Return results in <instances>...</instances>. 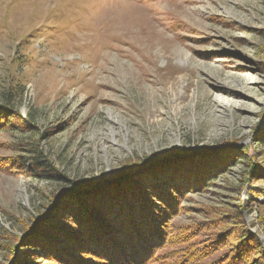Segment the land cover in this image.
Returning <instances> with one entry per match:
<instances>
[{
    "label": "rangeland",
    "instance_id": "1",
    "mask_svg": "<svg viewBox=\"0 0 264 264\" xmlns=\"http://www.w3.org/2000/svg\"><path fill=\"white\" fill-rule=\"evenodd\" d=\"M5 96L35 127L17 118L0 125V264H59L40 246L62 242L48 223L84 237L99 221L72 214L79 198L46 215L37 241L10 249L70 181L108 179L129 160L172 148L211 154L131 180L185 190L147 264L229 261L241 226L264 244V0H0ZM252 156L263 165L253 178ZM128 186L84 200L129 208Z\"/></svg>",
    "mask_w": 264,
    "mask_h": 264
},
{
    "label": "trees",
    "instance_id": "2",
    "mask_svg": "<svg viewBox=\"0 0 264 264\" xmlns=\"http://www.w3.org/2000/svg\"><path fill=\"white\" fill-rule=\"evenodd\" d=\"M13 100L14 96H5L4 101L0 100V120H2L0 125L4 124L3 122L5 121L3 120L5 119L17 118L23 126L33 129L35 127L33 125L35 116L31 113L21 116L16 110ZM1 114L6 115V117L4 116L2 119ZM5 126L8 127L10 125ZM260 131L264 132V117L261 121ZM260 131L258 132L259 136L261 134ZM207 149L209 148H172L162 157H158L154 160H151L148 156L141 158L137 157L136 159L134 158L126 162L122 166V169L125 170L124 175L114 180L104 181L98 184L94 182L89 184L78 183V188L64 190L57 195L55 206L48 212L50 213L49 215H52L59 209L61 210L64 203L66 204L79 198L82 199L80 202L79 200H75L73 204L74 207L70 206L72 207V214L79 213L80 215H85L92 211V214H95L96 217L99 218V221L93 225V229L87 231L84 237L83 235L75 234L80 230L72 232L67 230V228L64 229L62 235H58V224L54 223L52 220L49 222V218L46 217L47 213L35 225L34 229L29 230L28 224L24 228V236L16 237V243L12 245L10 250L14 252V250L21 245L20 242L25 243L26 240H30L34 236L37 241V239L40 238V232L44 229L45 223L48 221L49 223L47 226H51L49 228L51 235L48 233V236L58 238L59 241L62 240V242L59 245V250H53V246L50 247L51 243L49 246H47V244H40V246L42 249H46L44 246L48 247L47 250L51 253H49V256L51 258L56 257L59 264H147L149 260L148 255L151 253L153 247H158L161 243H164V236L166 235V230L169 228L166 223L167 221H164V219L171 218V213L177 209L179 197L185 190L180 187L181 183L179 184L176 182L171 183L168 181L165 185H161L158 181L154 180L149 184H145L143 181V184L139 185L141 182L140 180L133 183L131 180H137V177H142L145 174L144 172L151 171L153 168L155 171H160L162 167L164 168L163 165L174 162L175 160L187 159L194 153H200L201 158L209 157L211 151ZM240 153L244 155L246 153L245 149ZM238 157H240V155ZM253 158L254 156L250 158L245 157L248 162L251 160L249 162V170H247V174L251 178L254 177L252 175H259L258 173L263 166L258 163V159ZM231 161L238 163L240 159L235 160L232 158ZM33 165H36L35 168L38 171L44 172L42 165H38V163ZM53 173L54 175H60L56 171ZM261 177H264V175H261ZM211 181L212 179H210L207 184ZM70 183L73 184L72 181H70ZM124 185H129L128 191H131L133 196L132 199H128L130 209L123 206L117 207L118 205L115 206L113 203L105 202L92 205L89 204L87 200H84L89 195H97L101 192L106 193L109 190L110 194L111 191L114 192V189H120ZM134 192H136V195ZM260 194L264 197L263 190L259 191V195ZM131 207L134 208L131 209ZM67 208L69 207L67 206ZM237 213L239 214L237 218L242 225H244L242 214L238 211ZM109 214L115 215L112 218L106 219ZM98 227H102L104 235L108 238L102 239V236L99 235L101 233L97 234L96 229ZM241 228H239L241 230L233 240L234 242L230 244L231 248L228 254V259L230 260H224V262L220 264H264V244L255 234L251 233L248 228L244 226H241ZM62 229L63 228H61V230ZM197 229L199 230L200 228L198 227ZM222 236L224 238L225 234L221 235V237ZM209 242L211 245H209ZM209 242H204V244H202L204 245L203 248H198V251L194 254L195 258L206 255L211 247L217 243L216 240Z\"/></svg>",
    "mask_w": 264,
    "mask_h": 264
},
{
    "label": "water",
    "instance_id": "3",
    "mask_svg": "<svg viewBox=\"0 0 264 264\" xmlns=\"http://www.w3.org/2000/svg\"><path fill=\"white\" fill-rule=\"evenodd\" d=\"M169 150H167V151H164V152H162V153H160V154H157V155H155V156H150L149 158L151 159V160H154V159H156V158H158V157H162L166 152H168ZM122 169V167H120V168H118V169H116V170H114V171H112V173H111V177L110 178H104V177H101V178H94V179H91V180H86V181H81V182H78V183H83V184H89V183H92V182H94L95 184H98V183H102V182H104V181H110V180H114L115 178H117V177H119V176H122V175H124V173H125V170H121ZM115 173H117V174H115ZM73 184H71L70 183V185L68 186V187H65V188H63L60 192H59V194L60 193H62L64 190H69L70 188L72 189V188H78V186H77V184L78 183H75V182H72ZM74 184H76V185H74ZM73 186H75V187H73ZM58 194V195H59ZM56 197H57V195H56ZM56 197H55V200H54V202L56 203ZM55 203H54V205H52V206H48L47 207V209H46V211H44V212H42L41 214H40V217L38 218V219H35V221H33V222H31V224H29V230H31V229H34L35 228V225L49 212V211H51L52 210V208L55 206ZM24 234H25V232H23L22 234H21V236H24Z\"/></svg>",
    "mask_w": 264,
    "mask_h": 264
}]
</instances>
